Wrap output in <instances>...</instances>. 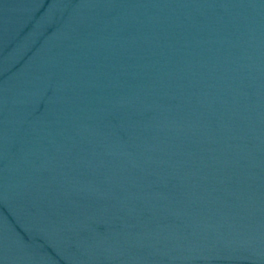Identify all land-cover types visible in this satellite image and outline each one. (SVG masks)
<instances>
[{
    "label": "water",
    "instance_id": "95a60500",
    "mask_svg": "<svg viewBox=\"0 0 264 264\" xmlns=\"http://www.w3.org/2000/svg\"><path fill=\"white\" fill-rule=\"evenodd\" d=\"M0 264H264V0H0Z\"/></svg>",
    "mask_w": 264,
    "mask_h": 264
}]
</instances>
